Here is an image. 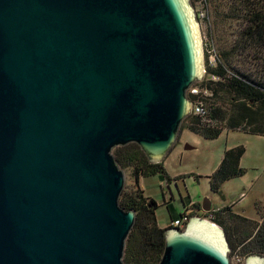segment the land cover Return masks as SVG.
<instances>
[{
    "label": "water",
    "instance_id": "obj_1",
    "mask_svg": "<svg viewBox=\"0 0 264 264\" xmlns=\"http://www.w3.org/2000/svg\"><path fill=\"white\" fill-rule=\"evenodd\" d=\"M204 75L191 0H0V264H124L113 149L162 162ZM164 240L158 264H232L206 218Z\"/></svg>",
    "mask_w": 264,
    "mask_h": 264
},
{
    "label": "trees",
    "instance_id": "obj_2",
    "mask_svg": "<svg viewBox=\"0 0 264 264\" xmlns=\"http://www.w3.org/2000/svg\"><path fill=\"white\" fill-rule=\"evenodd\" d=\"M209 1L214 21L224 31L222 44L213 63L205 54L204 78L195 83L200 93H189L194 104L203 107V113H190L182 125L206 139H215L230 130L264 134V0ZM230 25L232 30L228 31ZM244 152L243 145L224 151L219 166L209 176L212 192L218 193L225 181L245 173L240 165ZM113 154L133 180L119 198L120 205L133 210L136 216L126 239L124 264H158L164 250L165 230L172 226L158 225L156 210L162 203L145 196L139 179L165 173L163 164L149 162L136 143L115 147ZM256 204L259 220L236 211L234 204L202 214L224 230L231 259L238 255L243 261L251 254L264 255V206ZM196 208L200 210L197 204L191 205V215Z\"/></svg>",
    "mask_w": 264,
    "mask_h": 264
},
{
    "label": "rangeland",
    "instance_id": "obj_3",
    "mask_svg": "<svg viewBox=\"0 0 264 264\" xmlns=\"http://www.w3.org/2000/svg\"><path fill=\"white\" fill-rule=\"evenodd\" d=\"M192 6L196 15H199L204 59L207 54L209 61L214 62L218 47L222 44L224 31L222 32L220 25L214 21L210 1L195 0ZM230 23L233 22L228 21V24ZM230 30L232 25L229 26L228 31ZM238 145L245 148L240 160L245 173L225 181L218 193L212 192L209 176L219 166L224 151ZM162 164L165 173L139 179L145 196L162 203L156 210L159 226L167 227L171 221L179 218L192 202L201 205L206 198L211 201L213 207L234 204L235 209L243 208L244 214L249 218L259 220L256 202L264 205V134L230 130L222 132L215 139H206L181 125L177 140ZM123 170L125 187L132 184L133 180L129 170ZM203 213L201 208H196L192 216L203 217ZM203 218L209 220L207 217Z\"/></svg>",
    "mask_w": 264,
    "mask_h": 264
},
{
    "label": "built area",
    "instance_id": "obj_4",
    "mask_svg": "<svg viewBox=\"0 0 264 264\" xmlns=\"http://www.w3.org/2000/svg\"><path fill=\"white\" fill-rule=\"evenodd\" d=\"M213 63L210 61V64ZM212 79L216 80V76H212ZM203 80V79H202ZM201 81V80H200ZM190 94H198L200 93V90L197 85L193 84L188 91V95ZM192 101V100H191ZM194 112L195 114H202L203 113V107L200 104H194L192 101V106H191V113ZM243 195V194H242ZM191 206L185 210V212L182 214L181 217L175 219L174 221H171V226L183 228L185 223L189 220V218L192 216L191 215ZM232 264H241L242 263V258L238 255L233 256L231 260Z\"/></svg>",
    "mask_w": 264,
    "mask_h": 264
},
{
    "label": "crops",
    "instance_id": "obj_5",
    "mask_svg": "<svg viewBox=\"0 0 264 264\" xmlns=\"http://www.w3.org/2000/svg\"><path fill=\"white\" fill-rule=\"evenodd\" d=\"M142 188V187H141ZM165 201H167L166 199H165ZM211 202V201H210ZM197 204L200 208H201V205L200 204H198L197 202H192L191 204H190V206L192 205V204ZM232 203V202H231ZM257 203V202H256ZM211 205H212V203H211ZM223 205H221V206H218V207H213V205H212V208L213 209H217V208H220V207H222ZM261 206H264V205H261ZM202 210V209H201ZM236 211H238V212H240L241 214H243V215H245V216H247L248 217V215H246V214H244V209L243 208H238V209H236ZM255 217L254 218H256L257 217V214L255 213ZM258 217H259V215H258ZM253 219V218H252ZM255 220H258V219H255Z\"/></svg>",
    "mask_w": 264,
    "mask_h": 264
}]
</instances>
